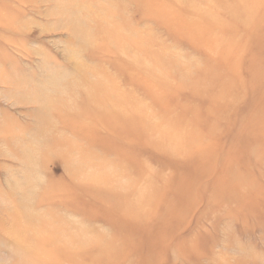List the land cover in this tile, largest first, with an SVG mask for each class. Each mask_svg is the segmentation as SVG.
<instances>
[{"label": "rangeland", "instance_id": "374dc122", "mask_svg": "<svg viewBox=\"0 0 264 264\" xmlns=\"http://www.w3.org/2000/svg\"><path fill=\"white\" fill-rule=\"evenodd\" d=\"M0 264H264V0H0Z\"/></svg>", "mask_w": 264, "mask_h": 264}]
</instances>
